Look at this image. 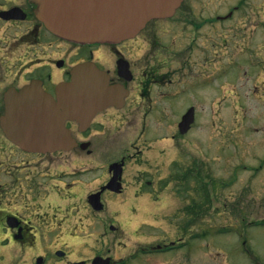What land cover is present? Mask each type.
<instances>
[{
  "label": "rangeland",
  "instance_id": "374dc122",
  "mask_svg": "<svg viewBox=\"0 0 264 264\" xmlns=\"http://www.w3.org/2000/svg\"><path fill=\"white\" fill-rule=\"evenodd\" d=\"M204 1L211 4L209 9L197 7L203 14L213 12L215 5L226 13L231 4L193 2ZM251 1H262L264 7V0ZM174 22L169 27V77L172 69L176 74L169 79V98L157 103V116L147 117L151 121L146 134L138 137L135 103L130 102L112 114L125 118L123 142L92 149L90 156L78 149L61 155L60 164L51 165L47 176L56 186L47 188L39 210H26L21 199L17 205L13 197L7 198L5 204L21 206V214L37 223L38 243L23 252L0 242V264H33L37 255L44 256L46 264L90 261L97 255L111 257L114 264H264V19L245 21L237 16L216 27L217 45L225 44L227 55L238 60L227 85L224 74L220 77V105L213 100L216 86L200 89L210 84L207 67L187 74L184 58L171 53V46L180 50L184 44L182 25ZM25 25L0 23V31H22ZM200 30L205 46L203 38L210 43L207 37L215 29L206 25ZM6 41L0 35V46ZM128 45L134 48V42ZM2 51L0 58L5 56ZM200 52L190 53L192 70ZM190 106L195 123L180 135L177 123ZM138 151L136 159L125 162L122 193L103 194L104 209L92 210L87 195L108 179L109 164ZM73 171L72 177L64 175ZM55 172L62 173L61 182ZM66 181L74 183L69 192ZM5 236L0 229V238ZM157 245L170 248L164 251ZM56 250L65 252L64 262L54 257Z\"/></svg>",
  "mask_w": 264,
  "mask_h": 264
},
{
  "label": "flooded vegetation",
  "instance_id": "af4514ba",
  "mask_svg": "<svg viewBox=\"0 0 264 264\" xmlns=\"http://www.w3.org/2000/svg\"><path fill=\"white\" fill-rule=\"evenodd\" d=\"M193 1L195 0H183L170 18L154 19L147 22L132 39L117 44H77L52 34L44 27L36 18L34 0H0V23L10 27L26 24L27 27L22 31H0V35L7 38L4 46H0V50H3L2 52L5 54L0 58V117L4 114L5 97L32 82L39 83L42 90L55 100L57 86L69 82L72 68L82 63H92L98 70L106 72L110 86H116L127 92L123 98L122 106L118 107L122 100L116 98L114 104L97 111L86 128H81L75 121H65V128L77 145L70 151L24 150L12 143L0 126V229H4L7 235L0 238V242H3L2 245H13L16 250L18 248L23 252L30 251L35 247L38 243V231L35 226L37 223L21 214L23 212L21 206L5 204L10 201L7 198L13 197L15 200L13 203H17V205L18 200L21 199L22 202L24 201L23 207L26 210L30 208L39 210L47 188L52 189V186H56L47 181V176H50L51 165L56 162L60 164L61 155L78 149L85 152L86 156H90L92 149L113 148L115 143L123 142L125 118H115L112 116L113 113L129 106L130 102L134 101V121L140 127L138 137L142 138L146 134L151 117L157 116V103L169 98L173 84L169 79L176 74H173L174 69H172V76L169 77V27L176 25L174 20L182 25L180 28L185 35L182 36L184 44L180 50H174L175 48L173 49V46L170 45L171 53L173 56L176 53L177 56L180 55L184 58L182 65L186 67L187 74H191L192 71L193 73L198 72L201 67H207L206 77L210 84L201 86L200 89L211 90L216 86V95L213 100L217 105H220L222 101L220 77L224 74L225 78L222 80L227 85L225 80L235 75L238 60L227 55L225 44L217 45L220 41L217 42L218 30L216 27H220L222 23L237 16H242L245 21H263L264 7L261 8L262 1L252 3L251 0H231L226 13L218 12L220 7L215 5L213 12L203 14L200 13L201 7L200 9L197 7L203 6V9H207L211 3L204 1L201 4ZM206 25H212L215 32L212 36L207 37L210 43H207L203 38L206 43L204 46L200 42L199 34L200 29ZM129 42H134L133 49L129 48ZM193 49L201 50L200 61L195 63V66L192 64L196 70H192L190 65V53ZM224 59L225 61H223ZM216 63H218L217 66ZM229 90L230 95L235 97V90L232 88ZM191 108L194 113V124L196 118L194 107H188L185 112ZM107 114L111 117H106ZM148 116L151 119L147 120ZM140 152L138 151L133 156L120 157L118 161L109 164L108 179L97 190L88 194L101 192L102 208L100 211L105 207L103 194L118 196L122 193V174L125 162L128 159H136ZM46 164H49L48 168H46ZM113 164H121V171L117 179L120 190L112 191L106 188L102 190L113 178L114 169H111ZM57 167H53V169L56 170ZM86 171L88 172L90 169H86ZM74 174V171L64 173L68 177H72ZM61 175V172L54 173V176L59 177V182H61ZM145 183L149 184L147 181ZM73 184L71 181L64 183L66 192L70 191ZM109 229L114 231L115 227L110 225ZM58 251L63 255L57 256L54 252V257L59 262H64L65 252ZM45 262L46 259L42 255H37L32 260L33 264H46ZM77 262L90 264V261L83 259L71 263L64 262V264ZM110 264H114L112 258Z\"/></svg>",
  "mask_w": 264,
  "mask_h": 264
},
{
  "label": "water",
  "instance_id": "95a60500",
  "mask_svg": "<svg viewBox=\"0 0 264 264\" xmlns=\"http://www.w3.org/2000/svg\"><path fill=\"white\" fill-rule=\"evenodd\" d=\"M36 17L54 35L79 44L119 43L133 38L153 19L172 16L182 0H34ZM71 80L56 88V99L44 92L37 82L7 95L0 125L6 137L28 151H69L76 145L65 121L89 125L97 111L121 99L126 91L108 84L106 72L92 63L72 68ZM193 108L178 124L180 134L193 123ZM113 178L103 189L120 190L117 181L121 164L111 165ZM100 193L88 196L94 210H100ZM58 256L62 252L56 253ZM77 264H82L77 263ZM91 264H109V258L96 257Z\"/></svg>",
  "mask_w": 264,
  "mask_h": 264
}]
</instances>
